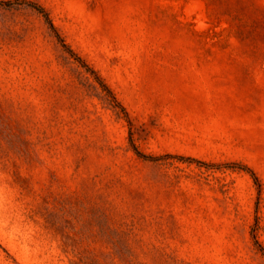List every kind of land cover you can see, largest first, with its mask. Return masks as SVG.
Masks as SVG:
<instances>
[{"label": "rangeland", "instance_id": "obj_1", "mask_svg": "<svg viewBox=\"0 0 264 264\" xmlns=\"http://www.w3.org/2000/svg\"><path fill=\"white\" fill-rule=\"evenodd\" d=\"M0 1V264H264V0Z\"/></svg>", "mask_w": 264, "mask_h": 264}, {"label": "trees", "instance_id": "obj_2", "mask_svg": "<svg viewBox=\"0 0 264 264\" xmlns=\"http://www.w3.org/2000/svg\"><path fill=\"white\" fill-rule=\"evenodd\" d=\"M0 3H2V1H0ZM30 5H32L33 7L37 8L39 11H43L42 8H40L39 6H36V5H34V4H30ZM46 17H47L48 21L50 22L51 27H52L53 29H55V26H54V24L51 22V19L49 18V16L46 15Z\"/></svg>", "mask_w": 264, "mask_h": 264}]
</instances>
